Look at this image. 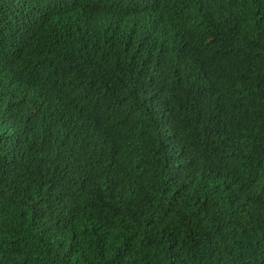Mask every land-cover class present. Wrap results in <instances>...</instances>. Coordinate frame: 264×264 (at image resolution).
<instances>
[{"label": "trees", "instance_id": "trees-1", "mask_svg": "<svg viewBox=\"0 0 264 264\" xmlns=\"http://www.w3.org/2000/svg\"><path fill=\"white\" fill-rule=\"evenodd\" d=\"M0 264H264V0H0Z\"/></svg>", "mask_w": 264, "mask_h": 264}]
</instances>
